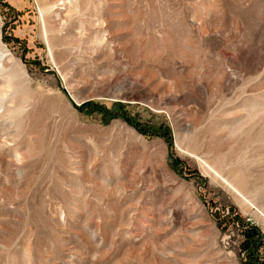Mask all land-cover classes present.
Returning <instances> with one entry per match:
<instances>
[{
    "label": "rangeland",
    "instance_id": "374dc122",
    "mask_svg": "<svg viewBox=\"0 0 264 264\" xmlns=\"http://www.w3.org/2000/svg\"><path fill=\"white\" fill-rule=\"evenodd\" d=\"M0 264H264V0H0Z\"/></svg>",
    "mask_w": 264,
    "mask_h": 264
}]
</instances>
